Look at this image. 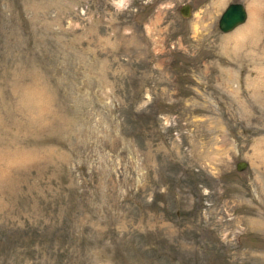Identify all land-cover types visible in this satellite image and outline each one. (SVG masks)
Instances as JSON below:
<instances>
[{
	"label": "rangeland",
	"instance_id": "1",
	"mask_svg": "<svg viewBox=\"0 0 264 264\" xmlns=\"http://www.w3.org/2000/svg\"><path fill=\"white\" fill-rule=\"evenodd\" d=\"M0 264H264V0H0Z\"/></svg>",
	"mask_w": 264,
	"mask_h": 264
},
{
	"label": "water",
	"instance_id": "2",
	"mask_svg": "<svg viewBox=\"0 0 264 264\" xmlns=\"http://www.w3.org/2000/svg\"><path fill=\"white\" fill-rule=\"evenodd\" d=\"M189 4L182 3L179 7L181 15L189 14ZM246 17V10L243 4L239 1H231L226 4L217 18V27L219 30L226 32L234 28L236 25L242 23ZM246 165L243 160H238L235 164L236 169H242Z\"/></svg>",
	"mask_w": 264,
	"mask_h": 264
},
{
	"label": "bare ground",
	"instance_id": "3",
	"mask_svg": "<svg viewBox=\"0 0 264 264\" xmlns=\"http://www.w3.org/2000/svg\"><path fill=\"white\" fill-rule=\"evenodd\" d=\"M218 2H219V0H218ZM252 14H253V12H252ZM255 15V14H254Z\"/></svg>",
	"mask_w": 264,
	"mask_h": 264
}]
</instances>
